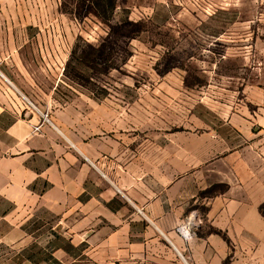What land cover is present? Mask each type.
<instances>
[{"label":"rangeland","instance_id":"rangeland-1","mask_svg":"<svg viewBox=\"0 0 264 264\" xmlns=\"http://www.w3.org/2000/svg\"><path fill=\"white\" fill-rule=\"evenodd\" d=\"M0 56L9 102L150 181L224 193L264 130V0H0ZM57 221L38 211L28 247L0 248V264H94L42 247Z\"/></svg>","mask_w":264,"mask_h":264},{"label":"crops","instance_id":"crops-1","mask_svg":"<svg viewBox=\"0 0 264 264\" xmlns=\"http://www.w3.org/2000/svg\"><path fill=\"white\" fill-rule=\"evenodd\" d=\"M3 57L0 69L8 73L2 63L10 57ZM3 89L0 84V248L28 247L26 223L41 211L58 218L42 247L66 255L70 247L74 261L79 249L94 264H224L230 255L231 264H264V159L250 153L264 148V130L251 131L249 157L233 163L232 178L218 179L229 189L209 197L200 193L205 178L150 181L119 162L111 168L103 146L19 110ZM196 215L202 223L187 239L183 224Z\"/></svg>","mask_w":264,"mask_h":264},{"label":"built area","instance_id":"built-area-1","mask_svg":"<svg viewBox=\"0 0 264 264\" xmlns=\"http://www.w3.org/2000/svg\"><path fill=\"white\" fill-rule=\"evenodd\" d=\"M43 117H44V120H46V121H48L49 123H50V120H49V118H48V114H43ZM43 123V122H42ZM33 131L34 132H40L41 131V125H35L34 126V128H33ZM196 217H197V220H193V221H191V225L189 224V223H184L183 224V227H182V235L185 237V238H187V239H189V238H191L192 237V232H191V227L192 226H198V224H199V220H200V218H199V216H197L196 215ZM186 225H189V227H188V230H185L184 231V229H185V227H186Z\"/></svg>","mask_w":264,"mask_h":264}]
</instances>
